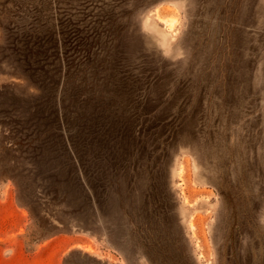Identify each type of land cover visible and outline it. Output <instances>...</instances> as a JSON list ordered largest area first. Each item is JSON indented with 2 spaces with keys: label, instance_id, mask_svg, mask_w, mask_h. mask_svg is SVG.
Instances as JSON below:
<instances>
[{
  "label": "rangeland",
  "instance_id": "1",
  "mask_svg": "<svg viewBox=\"0 0 264 264\" xmlns=\"http://www.w3.org/2000/svg\"><path fill=\"white\" fill-rule=\"evenodd\" d=\"M0 264H264V0H0Z\"/></svg>",
  "mask_w": 264,
  "mask_h": 264
}]
</instances>
